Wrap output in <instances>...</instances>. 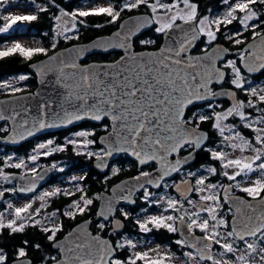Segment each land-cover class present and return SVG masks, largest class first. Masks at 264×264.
Returning a JSON list of instances; mask_svg holds the SVG:
<instances>
[{"label":"snow or ice","instance_id":"1","mask_svg":"<svg viewBox=\"0 0 264 264\" xmlns=\"http://www.w3.org/2000/svg\"><path fill=\"white\" fill-rule=\"evenodd\" d=\"M55 5V0H51ZM226 6L224 13L219 17L210 15L198 16V5L190 0H175L174 3L166 0H109L107 6L91 7L88 10H76L72 12L65 11L59 5L60 15L54 16L56 24V34L64 35L65 39L78 38L66 33L77 31V24L87 26L86 21L81 18L90 16H106L107 23H115L121 14L127 10L131 11L141 6L151 10V15L147 18H141L133 28H128L126 32L115 34L116 39H106L94 42L93 49L98 51H108L110 49H125V55L120 60L112 64H100L89 66H78L74 61L59 56L49 57L50 63L40 68V72L56 71L58 73L56 84L61 86L65 92L64 101L68 108L64 109V118L67 123L90 118L100 121L104 118L111 120V133L102 138V143L107 144L106 149H102V154L89 152V156H96L99 161L98 167H106L104 158L114 153L131 154L136 157L140 165H145L150 161L157 162L160 167L156 170L154 176L152 172L141 171L139 175L133 178L135 183L127 184L123 187L117 186L112 197H97L105 199V205L98 216L102 222L97 224L100 232H104L110 223V217L116 211H119L124 219L130 217V213L123 208H116L119 201H128L135 203L132 199L133 194L143 191L145 203L159 204L160 200L166 199L168 209L178 211V204L186 202L197 208L195 212L185 211V215L179 217L173 215H151L144 220L137 219L136 223L141 232H150L153 228L156 230L166 229L173 233L180 231L184 235L186 228L190 238H184L175 241L181 247H190L195 249L193 252H185L183 255L188 260L201 262H211V264H264V86H253L252 82L242 73V68L247 73H253L264 70V31H257L264 24L261 15L255 9L256 5L264 6V0H237L232 3L231 0H221ZM16 3V0H0V34L8 33L14 29L18 23L32 22L38 19L37 14H12L8 11L10 4ZM37 12H46L48 8L36 3V0H28ZM182 3L187 11L180 10L178 4ZM176 8V11H172ZM172 12L170 18L161 21V14L167 15ZM242 13V16L237 15ZM70 16L72 20L71 28L60 23L62 17ZM259 21V23H249L250 21ZM180 21L181 23H178ZM239 23L240 29L226 34L222 29L234 22ZM149 22L158 26L155 28L157 33L164 34L167 43L159 49V53H153L151 56L133 55L130 52V45L127 41L141 27ZM95 27H104V24H96ZM121 28H125L124 25ZM245 31L252 33L253 41L259 38V44L252 43L243 49H237L235 53L226 47L211 48L213 42L217 41L218 33L231 42L233 46H239L246 43L243 36ZM201 37H205V46L201 49L202 55L193 56L192 50ZM142 44L155 43V41H141ZM56 47L55 43L52 45ZM88 49H72L76 56L82 55ZM44 47L30 48L24 47L20 43H13L11 47H5L0 50V57H8L18 53L26 59L31 58L35 53H46ZM232 54L235 59H228ZM239 61V63H238ZM55 62V63H53ZM68 69L69 71H66ZM27 77L21 76L24 80ZM231 85V88L221 87L220 91L214 90V86H222L225 81ZM11 87L10 84H0V88ZM12 93L20 91L18 88H12ZM244 93L247 101L238 98L237 93ZM227 97L232 103L227 109L215 103L217 98ZM198 102H205L207 111L202 110L203 106L191 115H186L190 111V106ZM4 102L0 101V104ZM47 105L41 104L43 111ZM221 108L220 111H217ZM22 111L27 112V108ZM20 112L13 109V114L6 117L0 112V120H15ZM59 117L60 113H56ZM239 118L240 124L244 128L251 129L255 135L249 140L244 137L234 123H226L229 118ZM212 121V127L221 137L219 148L207 149L205 142L207 133L200 131V125L204 122ZM28 121L20 122L21 128H26ZM35 126V125H34ZM39 128L50 127L43 120L38 121ZM106 130H107V126ZM32 135V132H28ZM78 137H88L94 135L89 131L76 133ZM23 135H21V139ZM233 138L240 141L239 144L233 143ZM15 140V137H13ZM253 141L255 143H253ZM93 140H85L84 144H91ZM53 142L49 140L47 145ZM75 144L76 141H68ZM46 144H39V149H45ZM259 145L260 147H256ZM241 151L251 148L256 152L253 160L251 157L237 159H225L228 156L226 149ZM204 148L210 152L213 159L220 160L222 167L227 169L235 167L237 169L232 174L223 172L230 181L236 180V177L242 174L247 177L252 172L259 171L261 179H256L252 186L241 187V191L247 193L252 201H243L239 198L229 197L228 193L232 186L223 189V202L228 204V213L235 211L231 222L222 215L223 204L221 196L216 193L217 185L206 183L207 177L197 172H185L180 183L175 185L176 191L181 193H206L200 195L202 202L198 206L185 195H181L180 200L171 197H161L160 200H152L153 193L148 190L146 185H156L161 187V183L172 173H180L192 159L193 153ZM62 150L53 148L52 151ZM183 150H190L187 156L180 158ZM50 154L45 152L44 155ZM175 156L174 160L169 157ZM31 160L37 159L36 155L30 157ZM8 161L12 157L7 158ZM254 161H261L254 167ZM7 162V161H6ZM17 169L23 166V162L10 165ZM117 170L114 169L115 174ZM207 171L215 175L217 169L210 167ZM33 181L38 177L37 170H30ZM5 181L10 182V177L0 171ZM83 179V177H81ZM194 179V183H193ZM165 187L167 185H164ZM235 187H240L237 182ZM25 191L28 189H20ZM59 191V189H57ZM118 191V194H115ZM127 192V195L124 193ZM55 193H44L40 200L45 196ZM3 195V192H0ZM79 202H73L70 206L76 211H66L64 216L75 219L77 212L83 214L93 204V199L81 195ZM43 206V205H42ZM31 205L15 209V215L20 219V214L26 212ZM40 209H36L39 213ZM146 211V209H142ZM167 211V209H166ZM206 213L207 216H202ZM55 214H53L54 216ZM194 217V218H193ZM179 220V226L176 221ZM39 220L35 225H39ZM79 226L77 229L69 232L61 240L58 233L62 232V225L52 227H43L40 230L46 234L52 252H46L41 243H30L24 240L21 246L14 252V259L8 252L0 247V264H34L30 258V249L40 252L39 264H137L138 260L145 261V264H164V259L168 253L160 255L159 258L149 259L148 252L133 251L127 260H121L117 252L121 249H136L137 243L130 238L113 243L104 239L101 235H93L88 231V224ZM16 220H10L7 224L0 220V229L8 228L11 233H22L25 231L26 224L21 222L19 226ZM151 225V227H150ZM123 227L121 220L117 219L112 224L113 233H117ZM193 228H198L204 235L196 237L192 233ZM213 246H218L219 253L213 252ZM174 255V254H173ZM217 256L219 258H217Z\"/></svg>","mask_w":264,"mask_h":264},{"label":"flooded vegetation","instance_id":"2","mask_svg":"<svg viewBox=\"0 0 264 264\" xmlns=\"http://www.w3.org/2000/svg\"><path fill=\"white\" fill-rule=\"evenodd\" d=\"M174 2H175V0L172 1L171 3H174ZM190 2L196 3L198 5V16L199 17H202V16L207 14L208 8L206 5H202V4L200 5V3L198 1H190ZM178 8L180 10L187 11V9L184 8L182 3L178 4ZM176 10L177 9L174 8V11H176ZM142 14H147V13H142ZM261 20H263V18H261ZM177 22L179 23L180 21H177ZM156 27H157V24H155V28ZM155 28L144 33L141 37L137 38L138 40L142 39V41H155V43H149L150 46L153 47V49H145V50H157L161 47V45L163 43V34H162L161 42H158L159 45H157L156 39H151L150 37H148V38L144 37V36L152 33L151 31L155 32ZM263 28H264V24H262L261 28L257 29V31H264ZM250 35H251V39H246V43L249 42L250 40H252V33H250ZM204 38L205 37H201V41L197 45L196 49L194 50V53H202V51H198V50L203 47V46H201V44L202 43L204 44ZM136 42L137 41H135V43ZM215 43H220V42H214L213 44H215ZM246 43H245V45H246ZM245 45H244V48H245ZM204 46H205V44H204ZM66 47H69V46H66ZM63 48H60V49H63ZM60 49H58V50H60ZM239 49H241V48H239ZM136 50L137 51H143V50H138L137 48H136ZM230 50H231V53H235V51H237V49H230ZM227 58L228 59H235V56L232 54H229ZM89 62H99V61H91L90 60ZM89 62L84 61V63H89ZM238 63H239V61H238ZM242 73L247 77V79L249 81L252 82V85H255V84H263L264 85V70L259 74H250V73L245 72L242 68ZM5 80H3V81H5ZM7 80L9 81V80H11V78H9ZM37 87H38V78L37 77H27L24 80H20L17 85L15 84L13 87L10 88V89H12V88L20 89V91H18L16 93L4 95L5 94L4 90H6L7 88L6 87L0 88V98L13 96V95L31 93V92H34ZM221 87L231 88V86H229L227 84V80H226L222 86H220V85L214 86V90H216V91L220 90ZM237 96L239 99L244 100V101H247V99H248V97L244 93H241V92H238ZM215 103L221 105L222 109H227L228 107L231 106L232 101L225 99L222 101H216ZM201 106H203L202 110L207 111L206 104L195 105V106L190 108V111H188L186 115H191L192 111H196L197 109H200ZM220 110H221V108L217 109V111H220ZM230 120H232V119H230ZM87 123H91L92 125H87ZM212 123H213L212 121H207V122H204L202 124L210 127L211 130H214L212 127ZM2 125H6L7 131L4 135L1 134L0 136H6L9 132V124L6 122ZM2 125H0V126H2ZM105 126H107V130H106ZM200 129L208 132V142L206 143L205 148L209 149L211 145L214 146V144H212L213 142L211 141L212 136L210 134V131L207 129H204L202 127H200ZM110 130H111V123L109 120H104L102 123H99V124H95V123H92L89 121H85V122L81 123L80 125H76V126L61 130V131L50 132V133H46V134L37 136V137L32 138L28 141L22 142L18 146H0V149L3 153L7 152V149H9L7 158L9 156L12 157V160L8 161L9 165H14L16 163L23 162V166L19 169L11 166L12 169L10 171H2L4 175H6L10 178L11 177L13 178V176H16V175L17 176L18 175H25V176L26 175H32L30 172L31 169H28V166L30 165V163L32 161L30 159V157L33 155L37 156V159L35 160V162L33 164L34 165L33 167L37 170V173L41 169L48 168V167H55V169H56V171L53 173V175L51 176V179L48 181V183L46 185L40 187L39 189H37V191L34 194H26V195L19 194V192H18L19 181L18 180H16V179L14 181L10 180V182H9V181H5L3 179V176H0V192H3V195H0V212H3L4 210L7 211L10 209L13 210L12 208L7 207V205L9 204L8 201H10L11 203H12V201H16V203L19 201L20 202L24 201L26 203V206L30 204L31 207L27 209L28 212H26L22 216V218L19 220L18 224L21 222H23L25 224H35V221H37V220H39L41 222L40 224H45V222H46L45 216L47 218V212H48L47 205L49 204V202L52 200H55L54 197L60 196L61 193H67V194L73 193L72 191H67V192L63 191V190L61 192L56 191V192H52V193H55L54 195L45 196L43 201L40 200L41 195H43L44 193H47L44 190L47 187L56 183L58 180H61V178L65 176L64 173H66V171L68 169L71 168L72 170H74V171H72L73 173L76 172L74 167L77 165L78 156L80 155V152H81V150H80L81 145L79 142L80 140L78 139L79 137H77L76 133L81 132V131H89V132L94 133V135L89 136L90 139L94 141L93 142L94 145L91 144V146L92 147H98L99 149L101 148V150H102L105 148L99 144V139L101 136L107 134ZM242 131L245 134H247L246 128L242 129ZM49 140H51L53 142L51 145H47V142ZM70 140L76 141V143L75 144L68 143V141H70ZM42 143L47 145V147L45 149H39L38 148V145L42 144ZM257 146L260 147L259 145H257ZM53 148L62 149V150L52 151ZM189 151L190 150H183V151H181V154L185 155ZM45 152H49L50 154L44 155ZM204 152H208V151L204 150V148H202L200 151L197 152V157H198L199 153L201 154ZM101 154H102V152H101ZM121 156H124V155H121ZM121 156L113 164V168L110 171V173L106 174V176L103 175L104 178H102L101 182L104 184V189H99L98 191L95 192V194L92 197H90L91 199H93V204L90 205L89 207H91V206L93 207L94 216L93 217H87L84 219V220L92 219L93 220V226H92L93 232L95 234H100L103 237L110 236V232L112 230L113 219L110 220L109 226L107 228L108 229L107 235L102 234V232H96L94 230V224H98L99 222H102V220H100V221L96 220L97 212H98L100 202H101V199H98L97 197L98 196L101 197V194L103 192H110L111 188L114 185H116L117 183H119L120 181H122L126 178L137 176V175H139V173L141 171L151 172L157 168V164H155V163H151L150 165H148L147 167H144V168H139L138 163H137L139 170H138V174H136V175L126 176V175H123V174L117 173V172H115V174H114L113 170L116 168L118 170H120L121 168H124V169L127 168L126 164L125 165L121 164ZM125 156H127V155H125ZM93 157H96V156L93 155ZM247 157H251L254 160L253 156H247ZM260 162L261 161H254V165H256ZM197 168H199V167L196 165V162H194L192 165L186 167L183 171H181L174 179L165 181L160 190H155V189H152L151 187L148 186V190L151 193H153L152 200H156V197L159 196V194L165 193L166 195L164 194V197L172 196L174 199L179 201L181 196H179L174 191L175 185L181 181L182 177L186 178V177H184L185 172L195 171ZM70 172L68 173L69 179L72 178V175ZM207 179H208V181H211V182L216 181L215 180L216 178H214V177L213 178H207ZM69 181H73V180H69ZM193 183H194V179H193ZM164 185H167V186L165 187ZM235 185L236 184L230 183V182H222L221 185L218 187V189L220 190L219 195L221 196L220 202L223 204V211L221 214L225 215L226 218L229 220V222H231L232 217L234 216V211L231 214L228 213L227 209L229 206H228V204H224V202H223V189L228 188L229 186H232L231 191L228 193L229 196H241V197H245L248 199H252L251 197H249L247 195V193H244L243 191H241L240 187H235ZM29 189H32V187ZM142 197H143V191H141L140 193H138L136 195V197L134 199V201H135L134 205L128 204V205H123L120 207V208H123L125 211H128L130 213V217L128 219H124L123 216L118 211L117 217L124 221L126 227H125V230L123 232L114 233L111 236L112 239L116 238V242L118 240H120V241L124 240V237H131V235L126 233L127 224H137L136 220L138 219V217H140V215L143 212H148V210L151 211V210H154L156 208V204L145 203L144 200L142 199ZM199 197H200V195L198 193L194 192L189 199L194 201L196 204H198V203L200 204L202 202L199 200ZM75 200L80 202V207H83V202L80 201V198H77ZM72 204H73V202L70 204V206ZM180 205L187 207V208H190V210L193 208L192 205H190L186 202H181ZM70 206H68V207L64 208V210L62 209V211L58 212V213H60L61 219H62L64 212L76 211L75 209L71 208ZM178 208H179V206H178ZM36 209H40L39 213L36 212ZM142 209H146V211H142ZM169 211L175 213L177 215V217L181 216V215H179V213H177L178 211H173L171 209ZM50 212H53V211H50ZM77 214H78V212H77ZM133 217L135 218V220H132ZM142 217L147 218V215L145 216L144 214H142ZM143 218H140V220H142ZM84 220L79 221L76 225L80 224ZM130 220H131V223H130ZM133 221H135V222H133ZM3 223H6V221H4ZM178 223H179V220L176 221L177 225H178ZM61 224H62V221H61ZM39 228L41 229L42 227L39 226ZM192 231L198 236L204 235V233H202L198 228H193ZM151 232H147V233L142 232V238L144 237L150 241L154 240L155 242L159 243V241H157L155 239V236L152 235ZM176 233L178 234V232H176ZM65 234L63 236L59 237V239L63 238L65 236ZM180 250H182L180 255H182L184 253V250H188L190 252V249L188 247H187V249L185 247L180 248ZM218 250H219L218 246H213V252L214 253H216ZM117 256L121 260H127L129 257V256L123 257L119 253ZM37 264H39V263H37ZM137 264H145V261L138 260Z\"/></svg>","mask_w":264,"mask_h":264},{"label":"trees","instance_id":"3","mask_svg":"<svg viewBox=\"0 0 264 264\" xmlns=\"http://www.w3.org/2000/svg\"><path fill=\"white\" fill-rule=\"evenodd\" d=\"M94 0H55V5H59L60 8H64L67 12L76 11L79 7L92 3ZM174 0H166V2L171 3ZM190 1H198L200 5H206L208 8L207 14L212 16L213 13H219L222 12L224 8H226L225 5L222 4L221 0H190ZM38 4H40L43 7L48 8V11L46 12H39L38 19L36 21L32 22H23L21 30H24L26 34L23 35H34L40 38L42 43L46 47V53H35L31 58L26 59L24 57H21L18 53H14L11 56L8 57H0V81H3L5 79L9 78H20L21 76L25 77H36L30 70L29 66L31 63L35 62L36 60H39L41 58H44L54 52H56L60 48H65L66 46H70L77 43H87L90 42L97 37L100 36H108L113 31H115L118 27L120 22L132 15L136 14H142L147 13L151 14V10L146 7H139L137 9H133L131 11L125 10L120 18L115 23H107V17L104 15L101 16H90L87 18H81L86 21L87 26L81 25L78 23V32H75V35H72L73 39H65L64 35L56 36V21L54 20V16H58L59 9L52 4L51 0H36ZM115 2V0H113ZM232 3L237 2V0H231ZM255 9L260 14H264V6L256 5ZM261 17L264 20V15H261ZM96 24H104V27H95ZM235 25L229 27L234 29ZM236 28V27H235ZM231 29V30H232ZM264 30V28H263ZM223 32H225V28L222 29ZM152 33L144 36L145 38L150 37L151 39H156L157 45H159L158 42H161L162 40V33H155L151 31ZM226 34L230 33V31H226ZM250 31H246L243 36L246 39H251ZM22 34V33H21ZM20 34V35H21ZM19 35V34H18ZM218 38L215 42H220L227 46L230 49H238L244 48V44H241L239 46H233L230 41L226 40L223 35L217 34ZM17 36V35H15ZM14 36H8L5 34H0V44L6 43L10 38ZM135 43L136 48L138 50H145V49H153V47L150 46V44H142L141 40H136ZM55 43L56 47L53 48L52 45ZM214 43V42H213ZM201 46L204 47V44L202 43ZM202 47V48H203ZM200 48L198 51H201ZM122 55L121 52H114L110 54H94L88 57L85 62L91 61H99V62H112L116 61L120 58ZM1 83V82H0ZM227 84L231 86L228 81ZM4 95H9L12 92L8 90H4ZM87 125H92L91 123H87ZM200 127L207 129L210 131L211 134V141L212 144H216L220 141V138L215 130H211L210 127L201 124ZM7 131L6 125L0 126V135L5 134ZM81 146H83L81 144ZM84 152H80V155L78 156L77 165L75 168V173L77 172H84L82 176H80L79 181H76L77 183V190L73 191L72 194L67 193H61L60 196H55L54 199L49 202L47 205L48 211H53L55 214L58 212L64 210V208L70 206L72 202H74L75 199L80 198L81 195H85L87 198L92 197L96 191L99 189H104V184L101 182L102 178H104L103 174L98 172L94 168V160L96 157L88 156L86 154V149H84ZM9 149H7V152L3 153L0 149V171H10L12 168L8 164L7 155H8ZM7 161V162H6ZM121 164L127 165V168H121L118 170L116 168L117 173H121L126 176H132L138 174V166L137 163L133 160H131L128 156H121ZM208 164H218V162L211 158L210 152H204L199 153L196 161V165L199 167L201 165H208ZM71 171V172H70ZM71 168L64 173L65 176H68V173L70 172L71 175L74 173L72 172ZM63 175V176H64ZM106 176V175H105ZM83 177V179H81ZM63 179V177L61 178ZM62 191V190H61ZM94 216V210L93 207H89L88 210H86L82 215L77 214L75 216V219H72L68 216H62V224L60 221L59 225H62V232L58 233V237L63 236L65 233L69 232L79 221L84 220L87 217H93ZM132 220H135L133 217ZM135 222V221H133ZM131 223V220H130ZM25 231L20 233H11V230L8 228L0 229V247H3L6 252L12 256L14 259V252L15 249L19 246H21L22 242L24 240H28L30 243H41L44 246V250L46 252H52V254H55L54 250L51 248L49 242L46 239V234L43 233L39 226L42 228L45 227L42 224L35 225V224H26ZM16 226H19L16 225ZM151 227V226H150ZM94 230L96 232H100L97 228V224H94ZM106 229L102 234L107 235ZM152 231V232H151ZM150 232L152 235L155 236V239L159 241L160 244L163 245H169L175 252L178 254H181L182 250L180 248V245L176 244L175 241L180 240L178 234L176 232L170 233L166 229H159L156 230L153 228ZM126 233L131 235V237L140 238L142 239V232L139 229L137 224H127ZM113 240L116 242V238H113ZM187 249V247H185ZM133 252V249H121L119 250V254L123 257H127L131 255ZM41 255L40 252H37L35 249H30V258L34 261V264L39 263V256ZM12 260L10 259L8 264H10Z\"/></svg>","mask_w":264,"mask_h":264},{"label":"water","instance_id":"4","mask_svg":"<svg viewBox=\"0 0 264 264\" xmlns=\"http://www.w3.org/2000/svg\"><path fill=\"white\" fill-rule=\"evenodd\" d=\"M150 14H136V15H132L129 16L125 19H123L120 24L119 27L113 31L110 35L108 36H100L97 37L96 39L87 42V43H77V44H73L69 47L60 49L44 58H41L33 63L30 64L29 66V70L38 78V87L36 88V90L34 92L31 93H27V94H20V95H13V96H8V97H3L0 98V101L4 102L3 104H0V112H2V114H4L6 117L11 116L13 114V109H15L16 111L20 112V115L15 119H5V120H0V125L4 124V123H8L9 124V132L6 136H0V146H18L20 145L22 142L28 141L32 138H35L37 136L46 134V133H50V132H56V131H61L76 125H80L81 123L85 122V121H89L95 124H99L102 123L104 120H109L110 123L111 120L110 118H104L100 121H96V120H92L90 118H85L82 120H78V121H73V123L69 124L66 122L65 118H64V109L68 108V104L66 101H64L63 99V95L65 90L56 84V78L58 73L56 71H50V72H46L45 74H42L40 72V68L43 66H46L50 63L49 61V57L51 56H59V57H63L65 59H69L71 61H74L78 66H89V65H100V64H112L118 60L121 59L122 56L125 55V49L122 48H116V49H110L108 51H98V50H94L93 49V44L96 41L99 40H106V39H116L115 34L118 32H126L128 28H133L135 26V24L141 19V18H147V16H149ZM181 23V22H179ZM124 25L125 28H121V26ZM155 27V23L149 22L146 26L141 27L138 31L135 32L134 35H132L130 37V39L127 41V43L130 45V52L133 55H139V56H151L153 53L158 54L159 53V49L162 48L165 43H167V40L163 34V43L161 45V47L157 50H143V51H137L136 50V46H135V41L137 38L141 37L144 33L152 30ZM200 40L196 43V45L194 46L193 50H192V55L193 56H199L202 55L203 53H194V50L196 49L197 45L200 43ZM252 43H257L259 44V38H257L256 41L250 40L249 42L246 43L245 47H247L249 44ZM226 47L224 44L222 43H215L211 46V48H215V47ZM88 49L87 51H85L82 55L80 56H76L73 52L69 51L72 49ZM227 48V47H226ZM114 52H122V56L117 59L116 61H112V62H89V63H84V61L90 57L91 55L94 54H110V53H114ZM55 63V62H53ZM244 70V69H243ZM66 71H69L68 69H66ZM246 72V70H244ZM263 70L261 71H257V72H253L250 74H259L261 73ZM230 89V88H229ZM220 91V90H217ZM238 94V93H237ZM229 100L231 101L229 98L227 97H219L217 98L216 101H221V100ZM41 104H45L47 105V107L42 111L40 109V105ZM205 104V102H198L196 105H202ZM195 106V105H193ZM192 106H190L191 108ZM23 108H27L28 111L24 112L22 111ZM56 113H60V116L57 117ZM187 114V112H186ZM27 120L28 121V125L26 128H21L20 127V122L22 120ZM43 120L46 124L51 125L50 127H45L43 129L39 128L38 126V121ZM35 125V126H34ZM112 130V129H111ZM111 130L100 137L99 139V144L101 146H103L105 149L107 148V144L106 143H102V138L107 137L110 133ZM201 132L207 133V139L205 144L208 142V132H206L205 130L200 129ZM28 132H32V135H28ZM21 135H23V138L21 139ZM13 137H15V140H13ZM201 150V149H200ZM198 150V151H200ZM193 153L192 159L189 161L188 165H186L184 168L192 165L194 162H196L197 160V152ZM121 155H127L131 160L135 161L136 163H138L139 168H144L147 167L148 165H150L151 163H155L157 164V168L154 169L153 171H151L153 173V175H156V170L160 167V165L157 162L154 161H150L149 163L145 164V165H140L137 158L132 156L131 154H125V153H114L111 156H106L104 158V163L105 165H107L106 167H98L99 161L97 159L94 160V168L100 172L101 174L105 175L107 173H109L113 167L114 162L121 156ZM180 158L187 156V154L182 155L181 153L179 154ZM176 157H169L170 160H174ZM183 168V169H184ZM182 169V170H183ZM56 171L55 167H48V168H44L41 169L37 174L38 177L42 176L43 178H36L33 181V176L32 175H16L13 176V178L11 177L10 180L14 181L15 179L19 181V185H18V192L21 195H26V194H34L37 189H39L40 187L46 185L48 183V181L51 179V176L53 175V173ZM179 173H172L169 177H166L165 180L161 183V187L163 185V183L167 180H172L174 179ZM136 177V176H134ZM134 177H129L126 178L122 181H120L119 183H117L116 185H114L110 192H103L101 194V197H112L114 195V190L117 189V186H125L127 184H132L135 183V181L133 180ZM180 183V182H179ZM178 184V183H177ZM151 187L152 189L155 190H160L161 187H157L156 185H146V187ZM32 189H29L31 188ZM28 189L25 191H21L20 189ZM142 190H138L136 191L133 196L132 199L134 200L136 195L138 193H140ZM174 191L181 196L182 194L187 196L188 198L191 197V195L194 192H190V193H181V192H177L176 188L174 187ZM118 194V191L115 193ZM125 195H127V192L124 193ZM232 198H239L240 200L243 201H251L252 203H257L256 201H252V199H248L245 197H241V196H229ZM105 199H101L100 202V206L97 212V221L102 220L101 217L98 216V213L101 212L104 208L105 205ZM128 204H132L134 205V203L128 202V201H119L116 203L115 207L116 208H120L123 205H128ZM118 211L114 212L112 214V216L110 217V220L113 219V223L115 222V220L119 219L117 217ZM234 215H235V211H234ZM121 220L123 227L120 228L118 230L117 233H121L125 230V223L122 219ZM86 222H90L88 224V231L91 232L93 235H100V234H95L92 230V226H93V220H84L83 222H81L80 224L76 225L75 227H73V229L71 231H73L74 229H77L79 226L84 225ZM179 226V223L178 225ZM69 231V232H71ZM68 232V233H69ZM178 235L181 239L184 238H190V234L188 233L187 229H184V235H181L180 231H177ZM65 234V236L63 238H61V240H63L67 234ZM192 233H194L192 231ZM113 231L111 230L110 232V236L108 237H102L104 239H108L110 241H112L113 243H115L113 241V239L111 238V236L113 235ZM194 235L196 237H200L198 235H196L194 233ZM190 249V251H195V249H192L190 247H188ZM118 255V252H117ZM12 264V262L10 263Z\"/></svg>","mask_w":264,"mask_h":264},{"label":"rangeland","instance_id":"5","mask_svg":"<svg viewBox=\"0 0 264 264\" xmlns=\"http://www.w3.org/2000/svg\"><path fill=\"white\" fill-rule=\"evenodd\" d=\"M108 3H109V0H94L92 3L83 5V6L79 7L77 10H88L91 7L107 6ZM234 3H236V2H234ZM8 11L11 12L12 14H39V12H37L35 10L33 5L28 3V0H16V3L10 4L8 6ZM172 11H174V9ZM224 11H225V8L222 10V12H219L217 14L213 13L212 16L219 17V16H221L224 13ZM58 13H59V11H58ZM171 14H172V12H169L167 15L161 14L159 16V18L163 22V21L168 20L170 18ZM258 14H260V13L258 12ZM59 15H60V13H59ZM237 15L242 16L243 14L242 13H237ZM60 23L62 25H64V26L68 27V28H71V24H72L71 17L70 16L62 17ZM249 23H259V21H255L254 20V21H250ZM56 24H57V22H56ZM232 25L233 26L235 25L236 28L234 27V29H232V28L229 29V27H231ZM232 25H228L225 28V32L226 31H230L231 32V31H234V30H237V29L241 28V26L239 25L238 21L234 22ZM77 27H78V24H77ZM21 29H23L22 28V23H18V25L16 27H14V29L10 30L8 33H4L5 35L14 36V37L10 38L7 41V43L0 44V50H3L5 47H11V45L13 43H20L24 47H30V48L44 47L46 49L45 45L42 43V41L40 40L39 37L34 36V35H31V36L26 35L25 36L23 34L24 33L26 34V32L24 30H21ZM75 32H77V31L73 30V31H70V32L66 33V35L72 36V35H75ZM155 33H157V32L155 31ZM15 35H17V36H15ZM56 36H60V35L56 34ZM205 40H206V38H204V44H205ZM245 40H246V38H245ZM20 80H21L20 78L18 79V78H13L12 77L11 80H9V81L7 79L5 81H0L1 82L0 84H6V85L10 84L11 87H13L15 84L17 85ZM253 86L259 87V86H264V85L263 84H255ZM11 87H6L7 88L6 90L11 92V89H10ZM230 119H232V120H230ZM226 123H234V124H236L237 128L241 132V134L244 137L248 138L249 140H251L254 137V135H255V133L251 129H248V128H246V133L248 135L245 134L242 131V129H244V127L240 124L239 118L233 119V118L230 117L229 121H227ZM219 138H220V141H221V137L220 136H219ZM78 139L80 140V142H84L85 140L90 139V137L89 136L88 137H79ZM220 141L218 143H216L214 146L211 145L209 149L220 150V148H219ZM232 142L233 143H237V144L240 143V141L238 139H236V138H233ZM253 143H255V142L253 141ZM91 144L94 145V143H91ZM91 144L83 145L81 147V149H80L81 152L82 151L84 152V150H83V148H84V149H86V154L87 155H88L89 152L94 153V154H101V152H102L101 148L99 149L98 147H92ZM255 146L258 147L257 145H255ZM226 151L228 152V156L225 159L224 163L227 162V159H237V158H243V157H247V156H253L255 158V156H256V152L253 149H251V148H247V149H245L243 151H241L239 147L237 149H235V150H232L231 148H228V149H226ZM215 160L218 162V164L201 165V166H199V168H197L195 171H192V172H197L200 175L205 176L207 178H213V177L216 178L215 179L216 181H213V182L208 181V179H207L206 183L216 184L218 187L221 185L222 182H230V183H234V184H236L237 182H240V188L241 187H248V186H252V184L254 183V181L256 179H261L262 178L260 172L256 171V172H252V173L248 174L247 177H245L242 174L241 176L236 177V180L230 181L225 175H223V172L227 171L229 174H232L237 169H235L234 166L233 167H229L227 169H224L222 167L221 161L217 160V159H215ZM34 162L35 161H33V160L31 161L30 165L28 166V169L34 168L33 167L34 166L33 165ZM210 167H215L217 169V172H216L215 175H212V174H210L207 171V169H209ZM254 167H255V165H254ZM83 174H84V172L74 173L72 175V178H70V179L68 178V176H64L63 179L58 180L53 185L47 187L44 191L47 192V193H52V192H56L57 189H59L58 192H61V189H62L63 191H66V192L67 191H72L73 192V191L77 190V188H76L77 187V183H75V182L79 181L80 176H82ZM69 180H73V181H69ZM218 187H217V189L215 191H216V193L220 194V190L218 189ZM164 194H162V193L159 194V196L156 197V200H160L161 197H164ZM198 194L199 195H204L206 193H198ZM169 197L173 198L172 196H169ZM74 202H79V201L75 200ZM8 203L9 204L7 205V207H10L12 209H16V208H19V207H26V203L24 201H22V202L19 201L17 203H16V201H12V203L10 201H8ZM198 205H199V203L197 204V206ZM178 206H179V208H178V212L177 213H179V215H185V211L186 210L189 213L197 211V208H195V207H193L190 210V208L184 207V206H182L180 204H178ZM166 209H167V211H166ZM169 210L170 209H168V207H167V202L164 199V200H160L159 204H156V208L154 210H151V211L148 210V212H143L142 214H144L145 216L147 215V217L151 216V215H174L175 214V213H173V212H171ZM26 212H28V211H26ZM26 212H23V213L20 214V219L22 218V216ZM48 212H50V211H48ZM48 212H47V218L45 216V219H46L45 224L53 225V221H54L55 225H58L59 224L58 219H59L60 213H57L58 217L53 220V218H54L53 214H55V213L54 212L48 213ZM142 214L140 215V217H138V219L143 218ZM201 215L205 216V217L207 216L206 213H201ZM174 216H177V215L175 214ZM20 219H18L16 217L15 212L13 210H11V209L7 210V211L4 210L3 212H0V220H2L3 222L4 221L9 222L10 220H16L17 221V225H18V222H19ZM144 219H146V218H143L142 220H144ZM176 226H177V224H176ZM125 238H130L135 243H137V247L133 251L148 252L149 259L159 258L160 255H163L164 253H168V256L171 257V258L166 257L164 259V264H196V261L188 260V258L183 255L185 252H189L188 250H184V253L182 255H180V254L176 253L172 248H170L169 245H163V244H160L158 242H155L154 240L150 241V240H148V239H146L144 237L142 239L135 238V237H124V239ZM118 241H120V240H118ZM219 251H220V249L216 253L218 254ZM191 252L195 253V251H191ZM217 258H219V257L217 256ZM201 264H205V262H201ZM207 264H211V262H207Z\"/></svg>","mask_w":264,"mask_h":264}]
</instances>
